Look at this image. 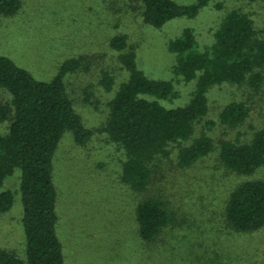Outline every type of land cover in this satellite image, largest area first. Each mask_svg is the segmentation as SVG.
Masks as SVG:
<instances>
[{
    "label": "trees",
    "instance_id": "trees-1",
    "mask_svg": "<svg viewBox=\"0 0 264 264\" xmlns=\"http://www.w3.org/2000/svg\"><path fill=\"white\" fill-rule=\"evenodd\" d=\"M211 1L183 5L174 0H138L143 23L156 29L173 19L195 18ZM242 1L259 4L264 11V0ZM21 7L20 0H0V16L12 17ZM214 8L223 9L220 3ZM109 47L118 52L126 78L107 104L100 131L122 153L120 183L134 205L144 259L166 264L181 232L203 225L202 235L205 219L214 217L215 211L208 207L172 200L175 183L168 164L186 171L215 154L214 172L241 179L219 206L225 229L241 235L262 229L264 179L250 176L264 172V28H257L243 10L231 9L221 17L212 43L203 49L191 29L169 40L167 49L175 58L172 74L192 84L188 99L171 107L164 103L180 99L173 80L148 78L137 67L135 50L125 36L113 37ZM86 62L83 57L65 60L52 78L40 80L0 54V90L7 95L0 102V123H7V131L0 134V213L13 203L12 192L3 190V183L19 169L25 238L24 259L0 248V264H64L56 233L54 157L64 135L70 134L80 147L93 137V130L74 110L65 84L66 75L85 70ZM100 84L113 90L108 72L102 73ZM223 86L236 88L243 96L226 104L214 119L209 97ZM218 126L222 134L217 138L211 131ZM169 261L174 263L173 258Z\"/></svg>",
    "mask_w": 264,
    "mask_h": 264
},
{
    "label": "rangeland",
    "instance_id": "rangeland-1",
    "mask_svg": "<svg viewBox=\"0 0 264 264\" xmlns=\"http://www.w3.org/2000/svg\"><path fill=\"white\" fill-rule=\"evenodd\" d=\"M22 7L12 17L0 16V54L29 70L37 79L49 80L68 59L83 57L85 70L68 74L65 84L74 110L85 127L93 130L91 140L80 147L70 134L64 135L54 157V184L57 192L56 233L61 242L64 264H164L145 260L137 238L134 205L120 183L123 156L101 133L107 104L126 73L118 62V52L109 41L123 35L136 53L137 67L150 79L173 80L180 99L166 106L183 104L192 84L172 74L174 55L167 44L191 29L201 49L210 45L225 11L241 9L264 28V11L259 4L242 0H212L193 19L177 18L156 29L143 23L138 0H20ZM187 5L194 0H174ZM222 4V10L214 5ZM103 72L113 80V90L100 84ZM243 93L223 86L210 97L211 117ZM7 95L0 90V102ZM253 117L257 115L251 112ZM258 120V119H257ZM256 120V121H257ZM7 123H0V134ZM222 127L211 134L221 136ZM215 154L182 171L166 165L175 185L172 200L190 207L203 205L214 210L204 227L181 232L166 255V264H264V227L248 235L229 232L222 222L219 206L231 186L240 181L233 175L214 172ZM177 169V170H175ZM169 177V178H171ZM250 178L264 179L263 170ZM19 169L3 183L11 191V208L0 213V248L24 259L25 238L19 192ZM178 183L180 185H178ZM202 199L203 203H198ZM205 200V201H204ZM205 218V216H204ZM183 234V235H182Z\"/></svg>",
    "mask_w": 264,
    "mask_h": 264
}]
</instances>
